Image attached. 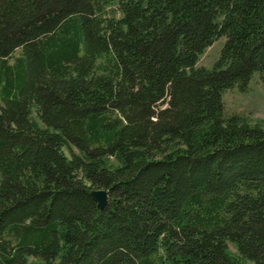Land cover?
I'll list each match as a JSON object with an SVG mask.
<instances>
[{"label": "trees", "instance_id": "obj_1", "mask_svg": "<svg viewBox=\"0 0 264 264\" xmlns=\"http://www.w3.org/2000/svg\"><path fill=\"white\" fill-rule=\"evenodd\" d=\"M254 73L264 0H0V264H264Z\"/></svg>", "mask_w": 264, "mask_h": 264}, {"label": "rangeland", "instance_id": "obj_2", "mask_svg": "<svg viewBox=\"0 0 264 264\" xmlns=\"http://www.w3.org/2000/svg\"><path fill=\"white\" fill-rule=\"evenodd\" d=\"M223 36L215 39L198 56L195 65L211 68L218 56ZM18 49L14 51L17 53ZM222 101L226 113H237L249 123L258 122L264 127V82L254 75L250 78L244 90L229 87L222 91ZM233 251V247L229 246ZM247 264H252L247 262Z\"/></svg>", "mask_w": 264, "mask_h": 264}, {"label": "water", "instance_id": "obj_3", "mask_svg": "<svg viewBox=\"0 0 264 264\" xmlns=\"http://www.w3.org/2000/svg\"><path fill=\"white\" fill-rule=\"evenodd\" d=\"M89 194L95 201V205L98 209H102L107 201V191L105 188L97 187L91 188Z\"/></svg>", "mask_w": 264, "mask_h": 264}]
</instances>
